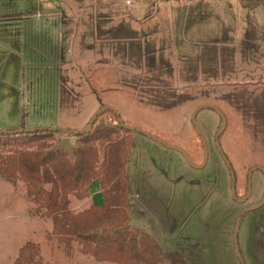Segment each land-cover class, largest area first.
Segmentation results:
<instances>
[{"label":"rangeland","instance_id":"1","mask_svg":"<svg viewBox=\"0 0 264 264\" xmlns=\"http://www.w3.org/2000/svg\"><path fill=\"white\" fill-rule=\"evenodd\" d=\"M4 2L26 14L0 24V132H80L113 109L149 136L120 131L130 145L125 224L185 264H264V0ZM200 106L212 108L193 124ZM117 121L104 109L90 129ZM218 147L236 199L250 192L245 203L232 199ZM8 150L0 142V162ZM99 184L87 186L86 198L70 196L72 226L102 204ZM30 198L19 177L0 172V264H16L28 244L38 264H116L55 233Z\"/></svg>","mask_w":264,"mask_h":264},{"label":"trees","instance_id":"2","mask_svg":"<svg viewBox=\"0 0 264 264\" xmlns=\"http://www.w3.org/2000/svg\"><path fill=\"white\" fill-rule=\"evenodd\" d=\"M117 120L114 126L93 128L76 135L57 128L35 133H0L1 145L9 149L7 157L0 162V172L9 180L19 177L27 186L28 196L37 209L36 215L51 218L55 233L74 235L98 261L185 264L180 254L163 251L146 231L125 224L129 201L126 165L130 145L120 135L121 130L127 129L118 117ZM61 134L75 139L70 154L43 148L46 140ZM34 144L39 147L30 151ZM99 148L103 151L101 162ZM96 180L100 183L102 204L92 205L84 224L74 227L71 221L75 216L69 212V198L71 195L86 198L87 186ZM37 253V249L28 244L15 263L38 264Z\"/></svg>","mask_w":264,"mask_h":264},{"label":"water","instance_id":"3","mask_svg":"<svg viewBox=\"0 0 264 264\" xmlns=\"http://www.w3.org/2000/svg\"><path fill=\"white\" fill-rule=\"evenodd\" d=\"M204 108H212V107H210V106H200V108H198L195 112H194V114H193V120H192V122H193V124H195V118H196V115H197V113H198V111H200L201 109H204ZM104 109H109L110 111H112L114 114H115V116L116 117H118V115L116 114V112L113 110V109H110V108H102L94 117H93V119L91 120V122L89 123V125H87V127H86V129L85 130H83V131H80V132H72L71 133V131H63V132H65V133H68L69 135H76V134H80V133H85V132H88V130L93 126V124H94V122L96 121V119H97V117L99 116V114L101 113V111H103ZM120 123H122L121 121H120ZM124 126V125H123ZM124 128H126V129H132V130H134V131H136V132H138V133H141V134H143L139 129H137V128H128V127H126V126H124ZM52 130H54V129H52ZM37 130H22V131H18V132H5V133H8V134H12V133H35ZM0 133H4V132H0ZM144 136H147V135H145V134H143ZM219 136H220V132H218L217 133V135H216V143H217V145H218V138H219ZM147 137H149V136H147ZM151 138V137H150ZM152 139V138H151ZM154 140V139H153ZM156 141V140H155ZM158 142V141H157ZM160 143V142H159ZM162 144V143H161ZM54 149L55 150H57V151H60V150H62V151H65V152H67L68 154H70V152L72 151V149H73V146L70 144V141H69V138H64L61 142H60V144L59 145H57V146H55L54 147ZM174 150H176V149H174ZM176 151H178V150H176ZM218 151H219V153H220V155L222 156V158H223V160H224V162H225V164L226 165H229L228 164V162L226 161V159H225V157L223 156V154H222V151L220 150V148L218 147ZM180 152V151H179ZM206 159V158H205ZM252 174V171H250L249 172V178H250V175ZM231 177H232V182L234 183V175L233 174H231ZM248 188H250V179H249V181H248ZM249 195H250V192L247 194V196H246V198L244 199V200H242V201H238V202H240V203H245V201L248 199V197H249ZM232 196H233V198L235 199V190H234V187L232 188ZM262 204L264 203V199H263V201L261 202ZM258 208V206L257 207H254V208H251V209H248L247 211H250V210H254V209H257ZM240 221H241V218H239L238 220H237V224H236V228H235V231H234V236H233V239H234V244H235V248H236V252H237V256H238V258L240 257V255H239V253H238V249H237V245H236V235H237V232H238V229H239V225H240ZM94 235H99V232H94ZM241 262V261H240Z\"/></svg>","mask_w":264,"mask_h":264},{"label":"crops","instance_id":"4","mask_svg":"<svg viewBox=\"0 0 264 264\" xmlns=\"http://www.w3.org/2000/svg\"><path fill=\"white\" fill-rule=\"evenodd\" d=\"M4 1L5 0H0V2H1V4H0L1 5V7H0V10H1V12H0V24H3L4 22H7V21H10L11 22L12 19L3 18V17H6L8 15H13V14L14 15H20L21 17H19L17 19L24 18V14H26V13H21V12H18V11L17 12H14V11H12L10 9L9 10H5L6 6L4 4H6V3ZM9 8H11V7H9ZM52 17H54V16H52Z\"/></svg>","mask_w":264,"mask_h":264},{"label":"flooded vegetation","instance_id":"5","mask_svg":"<svg viewBox=\"0 0 264 264\" xmlns=\"http://www.w3.org/2000/svg\"><path fill=\"white\" fill-rule=\"evenodd\" d=\"M226 167H227V168L229 169V171H230V167H229V165H226ZM231 174H233V173L230 171V177H231ZM233 175H234V174H233ZM247 181H248V180H247ZM234 183H235V180H234ZM234 183L232 182V177H231V184H232L231 192H232V188L235 186ZM247 185H248V183H247ZM247 188H248V186H247ZM234 190H235V188H234ZM247 194H248V189H247ZM231 196H232V195H231ZM246 196H247V195H246ZM249 197H250V195H249ZM249 197H248V198H249ZM245 198H246V197H245ZM232 199L235 200V201H237V202H238V201H242V200H244V199H240V200H238V199H236V197H235V199H234L233 196H232ZM263 199H264V197H263ZM263 199H262V201H263ZM247 200H248V199H247ZM247 200H246V201H247ZM246 201H245V202H246ZM239 203H240V202H239ZM248 209H250V208H245V209H243V212H244V211L246 212ZM245 212H244V213H245ZM244 213L241 214V216H243ZM240 218L242 219V217H240Z\"/></svg>","mask_w":264,"mask_h":264},{"label":"built area","instance_id":"6","mask_svg":"<svg viewBox=\"0 0 264 264\" xmlns=\"http://www.w3.org/2000/svg\"><path fill=\"white\" fill-rule=\"evenodd\" d=\"M126 4H129V1H126Z\"/></svg>","mask_w":264,"mask_h":264}]
</instances>
